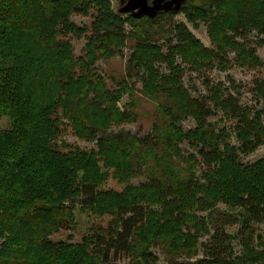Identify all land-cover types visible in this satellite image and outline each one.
<instances>
[{
	"label": "trees",
	"instance_id": "16d2710c",
	"mask_svg": "<svg viewBox=\"0 0 264 264\" xmlns=\"http://www.w3.org/2000/svg\"><path fill=\"white\" fill-rule=\"evenodd\" d=\"M93 10L90 43L114 52L136 41L127 68L160 102L165 124L155 135L114 132L137 120L133 106L117 105L125 88L108 90L95 60L76 57L63 39L82 38L88 27L71 17ZM181 12L206 25L211 46L175 13L123 18L112 0H0V121L12 118L11 129L0 128V264H116L120 254L157 264L156 248L168 264H264L263 239L246 233L264 223V157L245 159L264 145V79L212 76L264 67V0H191ZM157 26L170 33L164 43L142 32ZM67 126L96 148L60 141ZM110 177L124 189L104 188ZM78 206L111 220L79 242L53 240L74 229ZM236 223L240 254L226 229Z\"/></svg>",
	"mask_w": 264,
	"mask_h": 264
},
{
	"label": "rangeland",
	"instance_id": "374dc122",
	"mask_svg": "<svg viewBox=\"0 0 264 264\" xmlns=\"http://www.w3.org/2000/svg\"><path fill=\"white\" fill-rule=\"evenodd\" d=\"M196 3H200L203 0H193ZM112 7L114 11L119 13V9L121 7L120 0H112ZM94 12V13H93ZM96 10H93L91 15L85 16L81 14L72 15L71 19L76 22L79 26H87L88 31L85 33L82 38H77L73 34H69L64 36L63 39L71 40L74 52L76 57L82 58H93L95 60L94 68L95 70L103 77V82L106 84V87L111 92L122 91L125 88V91L120 94L117 105L121 108V110H131L133 106L135 112L137 113V120L134 123L122 124L120 126L114 125L112 129H114L115 133L125 132L130 136L138 135L140 137H144L146 135L152 134L155 135L157 132V128L165 124V119L163 117V112L160 109L159 101L147 95L144 90L142 83L139 79L134 75V73H130L127 68V64L129 58L133 52L135 47L134 39H127L125 45L121 48H115L114 52L107 49H100L98 43H90L91 37L93 35V22L95 20V15H97ZM120 14V13H119ZM123 18H127L128 14H121ZM173 21L175 23L184 22L188 25V27L194 32V34L200 38L207 46H211V41L208 36L207 27L205 24L200 23L198 28H195L192 23H190L185 14L182 12L175 13L173 16ZM168 26V25H167ZM169 27V26H168ZM125 29L127 32H130L133 28L130 24H125ZM148 30L149 33L153 35V40L158 43L166 42L170 33L165 32V30L160 26L155 28H146L142 32L145 33ZM259 55L264 60V47L259 49ZM195 76V75H194ZM212 76L216 80H225L228 77L235 78L237 81L245 82L248 85H251L256 78L264 79V67L249 70L243 69L240 67H233L228 71H219L215 70L212 72ZM189 81H191V76H187V84L189 85ZM191 85L196 84L199 87V91L204 90L200 79H195L191 81ZM190 86V85H189ZM194 94H197L196 91L193 90ZM251 95L247 93L245 99L246 101L251 100ZM12 118L10 115H3L0 121V128L4 130H9L12 128ZM67 122V121H66ZM185 128L189 129L195 126V123L192 120H187L183 122ZM65 140L72 145H78L82 148L92 149L96 148V141H90L87 139H81L77 136V134L73 131V129L67 126L64 130L63 135L60 137V141ZM264 157V145L261 146L256 152L252 153L248 157H246V161L254 162L257 159ZM180 164H186L180 158H177ZM183 166V165H182ZM145 176L136 177L132 182L137 183L140 180H144ZM125 187L124 184L120 183L117 179L110 177L104 188H113L116 190H123ZM221 210H227L228 208L224 205H220ZM243 210L238 209L234 213L240 216ZM205 214V213H204ZM206 215V214H205ZM110 217H98L93 215L91 212L86 211L82 212L81 207L78 206L75 210V221L76 225L73 230H61L58 233H55L51 236V238L55 241L59 240H67L68 237L72 234L74 236V241L79 242L82 240L83 236L89 231L90 228L97 224H102L107 226ZM251 226L249 231H253L254 234V242L260 245V240L263 239L264 242V223L259 222H251ZM242 227L241 223H236L232 225H228L226 227L227 231L234 234L235 238L233 239V246L236 253L240 254L243 250V242L241 241V237H237V233L241 232ZM213 233V231H211ZM210 239V235H204L200 238V242H204ZM5 238H0V247L4 242ZM258 247H264L260 245ZM154 251L159 255V261L157 264H168L167 256L163 251L158 248L154 249ZM182 256L180 258H184ZM116 264H132V260L130 257L125 254L118 255L115 260Z\"/></svg>",
	"mask_w": 264,
	"mask_h": 264
},
{
	"label": "water",
	"instance_id": "95a60500",
	"mask_svg": "<svg viewBox=\"0 0 264 264\" xmlns=\"http://www.w3.org/2000/svg\"><path fill=\"white\" fill-rule=\"evenodd\" d=\"M188 0H121L120 14L135 18L155 17L161 12L179 13Z\"/></svg>",
	"mask_w": 264,
	"mask_h": 264
},
{
	"label": "flooded vegetation",
	"instance_id": "af4514ba",
	"mask_svg": "<svg viewBox=\"0 0 264 264\" xmlns=\"http://www.w3.org/2000/svg\"><path fill=\"white\" fill-rule=\"evenodd\" d=\"M191 2V0H188V2L186 3V5L188 4V3H190Z\"/></svg>",
	"mask_w": 264,
	"mask_h": 264
}]
</instances>
